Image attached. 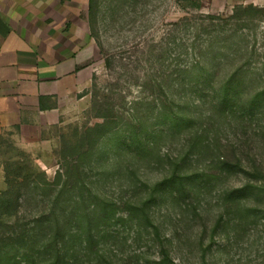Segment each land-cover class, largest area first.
Segmentation results:
<instances>
[{
    "label": "rangeland",
    "instance_id": "obj_1",
    "mask_svg": "<svg viewBox=\"0 0 264 264\" xmlns=\"http://www.w3.org/2000/svg\"><path fill=\"white\" fill-rule=\"evenodd\" d=\"M201 1L49 0L92 76L0 132V264H264V0Z\"/></svg>",
    "mask_w": 264,
    "mask_h": 264
},
{
    "label": "crops",
    "instance_id": "obj_2",
    "mask_svg": "<svg viewBox=\"0 0 264 264\" xmlns=\"http://www.w3.org/2000/svg\"><path fill=\"white\" fill-rule=\"evenodd\" d=\"M48 6L49 0H0V132L32 122L35 111L58 110H41V96L57 97L60 106L90 84L92 66H83L82 54L92 44L69 54V47L53 45L44 28Z\"/></svg>",
    "mask_w": 264,
    "mask_h": 264
},
{
    "label": "trees",
    "instance_id": "obj_3",
    "mask_svg": "<svg viewBox=\"0 0 264 264\" xmlns=\"http://www.w3.org/2000/svg\"><path fill=\"white\" fill-rule=\"evenodd\" d=\"M178 4L184 9V10H188V9H202L203 8V2L201 0H178ZM250 8H254L253 6H251ZM209 19H215L218 20L222 23H227L230 20H235V21H240V18H238V13H236L235 15H233V17H229V18H225V17H221V16H217V15H213V14H208L207 15ZM235 26H239L238 24H236V22L234 23ZM225 25H221V29L220 31L223 32L225 30ZM232 30V29H231ZM238 32H239V28H235L232 31L229 30V35H227L226 40L229 39V37L233 40L235 38L238 37ZM240 53V50H236L234 52L235 56ZM206 55V53H204ZM208 55V56H207ZM206 56L208 57V59H211L209 61V65H220V61L216 59L215 54H212V52L208 53ZM202 57L201 53L197 54L196 57V62L197 63H202L203 61L199 62V59ZM214 92L218 93L219 97L217 98V100L214 102V107H219L222 108L223 110H226L228 108V104L232 101H234V99L237 98V96L239 94V91L237 89V87L233 86V85H224L222 87V89L220 91H217L216 89H214ZM221 93V95H220ZM250 102L247 105V109L250 110V112H254L256 111L258 108L259 109H263L264 110V85L258 89H256L255 93L253 96L250 97ZM49 99V97L47 96H41L40 97V108L41 110H47L50 109L51 107L46 105V100ZM226 164V162L224 163ZM245 188H237L235 190H231L228 193V197L231 198L232 196H235L237 194H240L244 191Z\"/></svg>",
    "mask_w": 264,
    "mask_h": 264
}]
</instances>
